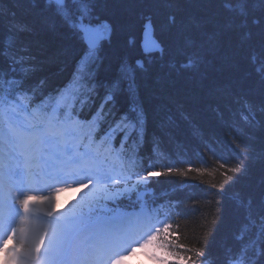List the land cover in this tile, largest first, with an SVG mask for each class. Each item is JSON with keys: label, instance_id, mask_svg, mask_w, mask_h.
I'll return each instance as SVG.
<instances>
[{"label": "snow or ice", "instance_id": "6c2138e0", "mask_svg": "<svg viewBox=\"0 0 264 264\" xmlns=\"http://www.w3.org/2000/svg\"><path fill=\"white\" fill-rule=\"evenodd\" d=\"M28 2L34 5L36 0ZM96 2L43 0L51 16H43L42 23L50 30L65 27L82 45L62 86L50 87L46 79L35 78V58L16 48V36L31 25L18 21L13 12L7 35H0V252L6 264H122L140 248L152 249L149 255L162 264L171 258L176 264H197L200 258V264H210L209 254L184 243L179 226L169 222L174 214L184 215L181 202L158 203L152 189L160 176L188 177L207 169L193 168L192 160L169 157L157 137L149 138L136 87V69L143 68L142 61L135 67L122 62L119 75L100 78L112 28L99 20ZM223 4L229 15L219 31L207 35L198 47L189 39L187 45L196 50L181 67L199 63L205 51H218L223 33L239 36L240 44L229 45L224 53L236 58L255 27L259 53L250 54L249 60L254 64L259 60L256 71L264 89V0ZM6 15L0 10V19ZM144 36L146 54L163 53L153 38L151 18L145 22ZM244 108L242 119L247 121L254 113L247 101ZM208 150L224 160L215 148L209 145ZM196 155L201 164L207 163ZM182 164L188 165L186 170ZM244 170L238 163L222 175L226 182H234ZM178 183L180 188L195 186L187 180ZM74 185L82 195L66 211L58 210L50 190L58 194ZM238 204L243 219L233 234L234 243L224 248L222 264H264V195L255 202L240 199ZM9 241L15 243L8 247Z\"/></svg>", "mask_w": 264, "mask_h": 264}, {"label": "trees", "instance_id": "16d2710c", "mask_svg": "<svg viewBox=\"0 0 264 264\" xmlns=\"http://www.w3.org/2000/svg\"><path fill=\"white\" fill-rule=\"evenodd\" d=\"M2 7L7 16L14 12L18 21L31 25L15 42L18 50L30 45V55L38 66L35 78L46 79L50 87L60 85L82 52L79 40L65 27L50 30L42 23L43 16H51L43 0L34 5L28 0L19 4L2 0L0 10ZM95 12L113 29L110 43L104 45L101 79L119 75L122 62L135 67L136 59L144 57L139 40L145 20L151 18L165 54L156 55L151 64L145 61V69H136L148 136L157 137L162 148L174 155L187 153L196 163L193 168L207 169L203 174L190 172L188 177L161 176L159 186L177 188L184 213L178 222L183 242L208 253L210 264H222L224 248L234 243L233 234L243 219L238 201L251 198L255 202L264 195V89L256 71L259 60L255 64L249 60L250 54L259 53L258 29H251L236 58L229 59L224 53L229 45L236 48L240 44L239 36L223 33L218 37V51H205L202 61L184 68L181 65L196 50L186 42L195 40L198 47L228 17L223 0H97ZM7 26L8 20L0 27V35H7ZM159 84L169 90L168 95L159 94ZM245 101L254 113L247 121L242 119ZM209 145L224 160L213 155ZM197 153L206 164L200 163ZM224 161L227 163L221 167ZM238 163L245 170L234 182H226L222 173ZM185 180L195 186L180 188L178 182Z\"/></svg>", "mask_w": 264, "mask_h": 264}, {"label": "bare ground", "instance_id": "6f19581e", "mask_svg": "<svg viewBox=\"0 0 264 264\" xmlns=\"http://www.w3.org/2000/svg\"><path fill=\"white\" fill-rule=\"evenodd\" d=\"M2 10L6 13V8H4V7H2ZM7 20H8V16L6 15L3 19H1V21H0V27H3L4 26V24H6V22H7ZM147 20V19H146ZM146 20H145V22H146ZM153 23V22H152ZM144 25H145V23H144ZM144 25L142 26V29H141V34L143 33V31H144ZM153 30H154V34L156 33V30H155V26H154V24H153ZM141 38H143V37H141ZM153 38H155L157 41H158V39H157V37L156 36H154ZM30 46V45H29ZM29 46H26V45H24V46H22V48H24V49H26L27 50V54H31V48L29 47ZM163 48H164V51H163V53L162 54H165V47L163 46ZM159 85H162V84H159ZM56 87V86H55ZM160 95L161 96H164V95H168V89L165 87V86H161V88H160ZM164 151H165V153L169 156V157H171V155H170V153H173L171 150H169V148H168V150H165L164 149ZM171 158H173V159H176L177 157H176V155H173ZM4 256H5V254L4 253H0V260H5L4 259Z\"/></svg>", "mask_w": 264, "mask_h": 264}, {"label": "rangeland", "instance_id": "374dc122", "mask_svg": "<svg viewBox=\"0 0 264 264\" xmlns=\"http://www.w3.org/2000/svg\"><path fill=\"white\" fill-rule=\"evenodd\" d=\"M153 61H151V63H152ZM173 102V101H172ZM148 262H151V261H148Z\"/></svg>", "mask_w": 264, "mask_h": 264}]
</instances>
